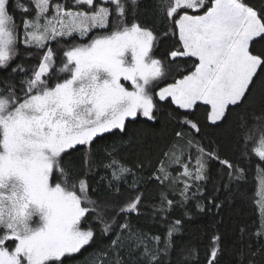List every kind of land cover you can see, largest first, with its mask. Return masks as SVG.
Wrapping results in <instances>:
<instances>
[{"label":"snow or ice","instance_id":"obj_1","mask_svg":"<svg viewBox=\"0 0 264 264\" xmlns=\"http://www.w3.org/2000/svg\"><path fill=\"white\" fill-rule=\"evenodd\" d=\"M138 0H0V72L8 73L0 88V264H67L74 254L96 242L89 222L101 232L115 231L108 209L114 201L91 196L89 178L105 169L101 182L111 188L132 175L116 155L97 164L94 141L106 133L126 131V123L155 121L162 107L189 131L184 146L164 153L155 179L182 185V201L207 179L209 160H219L228 177L244 170L221 159L195 140L203 126L223 127L228 116L244 109L264 89V7L247 0H158L165 36L174 40L166 58H157L160 38L138 22ZM17 10L21 15L17 21ZM132 16L131 20L129 16ZM36 57L29 73L21 54ZM15 65V66H13ZM23 73L19 84L15 78ZM261 114L239 128L243 155L249 163L264 162V96ZM183 138V132H176ZM194 150V153H193ZM84 153V167L69 162ZM176 165L177 175L169 171ZM261 213L257 237H264V166L256 164ZM195 195V193H193ZM142 194L136 192L118 207L120 214H140ZM174 201L161 193L154 214L167 223ZM180 220L167 224L163 236H145L124 246L119 225L109 249L97 253V264H165ZM219 237H214V243ZM214 246L208 264L216 260ZM139 252L133 257V253ZM251 264V262H249Z\"/></svg>","mask_w":264,"mask_h":264},{"label":"trees","instance_id":"obj_2","mask_svg":"<svg viewBox=\"0 0 264 264\" xmlns=\"http://www.w3.org/2000/svg\"><path fill=\"white\" fill-rule=\"evenodd\" d=\"M25 2V0H22ZM247 2L259 9L264 7V0H247ZM158 0H138L135 18L147 27L154 30L160 38L157 48L154 50L157 58L165 59L171 49L174 38L164 33L167 29V21L161 20L157 9ZM22 13L17 10V21ZM132 16H129L131 20ZM16 63H23L31 72L32 66L37 63L36 57H28L24 54L21 45V54ZM15 66V65H13ZM23 73L15 78L18 85ZM8 79V73L0 72V88L4 87V81ZM264 89L257 86L256 95L250 104L244 109H237L228 116L227 123L223 127L203 126V113L198 112L194 119L201 121V131L196 134L195 140L206 149L214 150L221 159L230 161L234 168L244 170V178L237 180V173H233L230 179L229 171L219 160H209L206 172L207 179L200 182V189L194 187L188 193L190 199L182 201L180 189L182 185H169L168 182L161 184L155 179V174L160 162L168 161L164 153L173 144L184 146L187 154L186 139L189 135L187 127L173 119L169 113L174 106L162 107L157 113L155 121H146L140 118L126 123V131L116 134L106 133L94 141L93 152L97 164L107 162L109 153L117 156L127 167L132 170V175L126 180L109 188L108 182H101L100 177L105 175V169L99 168L94 179L89 178L92 189L91 196L101 200L107 198L115 202L116 207L108 209V216L115 217L113 224L114 232L104 235L101 232L102 224L95 219L89 222L96 232L94 245L82 249L81 253L74 254L67 259V264H97V253L109 249L111 241L116 239V232H120L119 225L127 223L129 227L121 235L124 246L135 244L137 238L145 236V242L149 247H156L148 237L163 236L167 224L180 220L179 232L174 234L172 247L168 255H161L165 264H208L209 254L215 246L217 251L216 260L213 264H264V237H257L256 232L260 229L261 213L256 179V164L264 166V162L252 157L256 163H249V157L243 155V144L240 142L241 130L239 125L241 118L251 122L254 116L261 114V97ZM176 132H183L185 136L178 138ZM194 153V150H193ZM84 153L73 152L69 162L77 171L84 167ZM178 166H169L173 176L177 175ZM136 192L142 194L140 214L122 215L118 211L121 202L127 201ZM168 193L169 199L175 203L167 215V223L162 221L153 212V205H158L161 193ZM195 193V195H193ZM214 237H219L214 243ZM127 264L128 252L122 251ZM139 252L133 253V257Z\"/></svg>","mask_w":264,"mask_h":264}]
</instances>
